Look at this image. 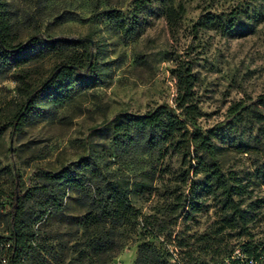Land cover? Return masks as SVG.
I'll return each mask as SVG.
<instances>
[{
  "label": "rangeland",
  "instance_id": "rangeland-1",
  "mask_svg": "<svg viewBox=\"0 0 264 264\" xmlns=\"http://www.w3.org/2000/svg\"><path fill=\"white\" fill-rule=\"evenodd\" d=\"M8 1L24 19L23 39L33 31L25 22L31 15L38 21V35L84 40L100 60L115 59L117 63L108 84L78 96L60 109L53 121L33 123L20 130L7 128L0 140V169L9 170L7 174L0 171L1 203L9 207L14 191L21 194L31 187L40 171L60 170L87 155L91 142L104 146L113 161L110 135L91 132V128L121 112L141 114L158 104L173 105L176 81L172 70L182 61L196 76L194 91L202 113L197 127L213 131L215 140L226 147L222 169L237 177L243 187L242 206L248 213V229L215 233L217 205L203 196L199 212L175 213L176 201L169 191H187L177 180L180 157L171 152L163 156L132 152L115 160L110 170L129 178L154 170L157 178L151 193L132 198L133 205L148 218L121 227L123 245L108 264H133L142 242L151 243L164 255L177 251L190 264H222L229 255H241L242 245L249 241L253 247L264 246V138L258 135L256 124L231 131L228 123L232 116L227 111L234 101L251 103L264 95V0H174L175 8L183 5L175 25L167 22L158 0H148L145 10L138 14V34L129 40H124L98 12L120 9L129 21L135 0ZM62 11L75 13L76 20L56 23L55 17ZM207 14L218 17L220 24L218 20L206 23ZM230 20L235 26L228 31ZM41 65L47 68L51 60L34 64ZM16 98L13 78H0L2 122L8 121ZM242 145H249L251 150L241 152ZM41 231L57 244L55 237L63 235V240H68L73 228L52 218ZM0 234L7 235L2 225ZM72 243L63 253L57 250L60 256L55 264L73 262L75 254L69 249Z\"/></svg>",
  "mask_w": 264,
  "mask_h": 264
},
{
  "label": "trees",
  "instance_id": "trees-1",
  "mask_svg": "<svg viewBox=\"0 0 264 264\" xmlns=\"http://www.w3.org/2000/svg\"><path fill=\"white\" fill-rule=\"evenodd\" d=\"M158 1L167 22L175 25L183 5L175 8L174 0ZM146 2L134 1L133 17L129 21L122 10L115 8L102 9L98 16L113 25L124 40H129L138 34L135 32L138 14L145 10ZM76 18L75 13L62 11L55 22ZM204 20L209 24L221 22L212 14H207ZM23 21L8 0H0V78H13L18 97L8 121L0 119V140L9 126L20 130L33 123L53 121L60 109L78 96L108 84L117 63L115 59L100 60L84 40L38 35V21L31 15L25 22L33 31L23 39ZM234 26L230 20L227 30L231 31ZM47 59L51 60L49 67L34 66ZM172 73L176 81L173 105L158 104L141 114L121 112L91 128V132L110 135L113 161L104 146L91 142L87 155L60 170L40 171L31 187L21 194L14 191L9 207L0 202V225L7 234H0V264H55L60 256L58 251L63 253L70 242L73 243L69 249L75 254L71 264H108L123 245L121 227L148 218L133 205L132 198L151 193L157 178L154 170L143 171L137 178L110 170L115 160L132 152L144 156L171 152L180 157L177 180L187 191H169L176 201L175 213L199 212V200L203 196L217 205L215 233L248 229L240 180L222 169L226 147L215 140L213 131L197 127L202 113L194 91L196 76L190 65L182 61L175 64ZM227 111L232 116V122L228 123L231 131L256 124L258 135L264 138V95H258L251 103L244 99L234 101ZM255 140L261 143L259 137ZM240 150L248 153L251 147L242 145ZM0 171L9 173L6 168ZM52 218L73 228L68 240L60 235L55 237L57 244H52L51 237L41 231ZM143 228H146L144 223ZM241 250V255H229L222 264H257L260 259L259 263L264 264V246L253 247L249 241ZM133 264L190 263L177 251L164 255L151 243L142 242Z\"/></svg>",
  "mask_w": 264,
  "mask_h": 264
},
{
  "label": "built area",
  "instance_id": "built-area-1",
  "mask_svg": "<svg viewBox=\"0 0 264 264\" xmlns=\"http://www.w3.org/2000/svg\"><path fill=\"white\" fill-rule=\"evenodd\" d=\"M236 256H239V253H238V255H236Z\"/></svg>",
  "mask_w": 264,
  "mask_h": 264
}]
</instances>
